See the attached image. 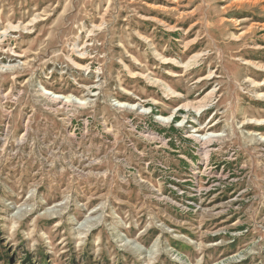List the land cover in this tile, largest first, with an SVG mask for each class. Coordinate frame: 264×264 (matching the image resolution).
<instances>
[{
  "label": "rangeland",
  "instance_id": "rangeland-1",
  "mask_svg": "<svg viewBox=\"0 0 264 264\" xmlns=\"http://www.w3.org/2000/svg\"><path fill=\"white\" fill-rule=\"evenodd\" d=\"M3 67L0 264H264V0H0Z\"/></svg>",
  "mask_w": 264,
  "mask_h": 264
},
{
  "label": "bare ground",
  "instance_id": "bare-ground-1",
  "mask_svg": "<svg viewBox=\"0 0 264 264\" xmlns=\"http://www.w3.org/2000/svg\"><path fill=\"white\" fill-rule=\"evenodd\" d=\"M25 27H27V26H25ZM169 31H171V30H169ZM2 34V33H1ZM81 51V50H80ZM83 55V53H78V58H80V59H84V57H80V56H82ZM75 56V57H76ZM165 61V63H170L171 61H169V60H164ZM188 63H190V62H187V63H185V64H183V65H181V67H187L188 66ZM246 63V62H245ZM247 64V63H246ZM76 65V64H75ZM13 66V65H12ZM14 66H16V65H14ZM82 65H76V67H78V68H81V70L82 69H85V67L84 66H82ZM4 68H7V67H3L2 69H0V72H3V69ZM168 74V73H167ZM147 75V74H146ZM174 76V75H173ZM210 76V75H209ZM148 79V78H147ZM206 79H207V77H206ZM150 81V80H149ZM152 83H154V84H157V83H159L158 81H151ZM251 82V81H250ZM255 84V83H254ZM164 85V84H163ZM257 85H260V84H257ZM161 88V87H160ZM164 88L166 89V91L167 92H169L170 94H174V92H172L171 90H169L168 88H167V86H164ZM43 94L47 97V98H49V100H51L52 102H54V103H59V104H61L62 106H64V105H67V106H69V105H74L75 104V106L77 105V106H79L80 105V103H82L81 101H78L77 99H75V98H73V97H71V96H62V95H56V94H54V95H52V94H50L49 92H43ZM174 97L175 96H178V94H174L173 95ZM207 97V96H206ZM256 97L257 98H259V99H263L264 98V95L263 94H260V93H258L257 95H256ZM207 100V99H206ZM204 101H198V102H196V103H184V104H182L181 106H179V107H177V109L175 110L174 109V114H172V115H175V114H177L178 112H179V110H184V111H187L188 109H191V110H193V111H195V112H197V113H200L201 112V110L203 109V105L202 104H204L203 103ZM118 104V103H117ZM195 104H197V105H195ZM119 105L120 106H124V105H122V104H120L119 103ZM127 106H129V105H127ZM208 106V105H207ZM130 108H135V107H137V105H133V104H131L130 106H129ZM206 108V107H205ZM183 111V112H184ZM179 114V113H178ZM186 117L187 116H184L183 118H182V121H181V125H186L187 123H188V126H187V128H190L191 127V125H190V123L191 124H194L192 121H190V120H188L187 119V121H186ZM172 118V116H170V117H167V118H159V122H161V123H163V124H168L169 123V120ZM189 121V122H188ZM184 123V124H183ZM261 124H264V119L263 120H261V121H259V123H257V125H261ZM174 125V124H173ZM215 125V123H212V124H209V126L207 127V129H209L210 127H212V126H214ZM182 126V127H183ZM201 129H202V127H201ZM200 129V130H201ZM199 129H194V131H191V133H189V134H186L185 133V135H183V138H185V139H189V140H192L194 143H196L197 145H198V149L197 150H200V153H196V156H197V163L196 164H191V168L189 169V172L187 173V174H185V179H183L184 180V182H189L191 185V188H188L187 190L189 191H191V192H193V194H191V195H189L188 196V198H190V200L188 199V200H185V201H190V206H198L199 204H200V207H203V205H206V204H209V202H211L212 200L210 199V198H212V197H209L210 195H211V192H213L214 190H211V188H212V181L208 184V185H206V186H204L205 184H207V182H208V180H206V181H204V182H200V180H201V178L203 177V178H210V177H215V175H217L218 176V178L219 179H221V178H224V177H226V175L225 174H221V173H218V174H216V173H214V168L213 167H211V165H210V158L213 156V153H214V150H213V146L215 147V145L216 144H218V143H220L221 142V140H223L222 138V136L223 135H221V134H219V133H208L207 135H205V136H202L201 134H200V132H198V131H200ZM193 132V133H192ZM192 134V135H191ZM262 141H264V139H262ZM261 141V142H262ZM185 161H187V162H189L187 159H184ZM201 170H200V169ZM189 186V187H190ZM186 187V186H185ZM195 191H197L198 192V194H201V195H194V193H195ZM187 192V191H186ZM186 194H188V193H186ZM186 194H185V192H184V195L186 196ZM209 194V195H208Z\"/></svg>",
  "mask_w": 264,
  "mask_h": 264
},
{
  "label": "built area",
  "instance_id": "built-area-1",
  "mask_svg": "<svg viewBox=\"0 0 264 264\" xmlns=\"http://www.w3.org/2000/svg\"><path fill=\"white\" fill-rule=\"evenodd\" d=\"M171 119H172V118H171ZM183 124H184V123H183ZM155 136H156L157 138L163 139L162 137H159V136L156 135V134H155ZM169 140H170V138H168V139L165 140V141L167 142V141H169ZM185 150H187V146H186L184 149H182V151H184V153H183L182 155L180 154V155H179V158H180V159H187L186 157H188V158H189V161H190L191 156H189L188 153L185 152ZM213 150L215 151L216 148L213 147ZM194 153H200V150H195ZM194 153H191V154H194ZM214 178H216V180H212V188H211V190H216V187H219V189H221V187L219 186V184H218V182H217V181H219L218 176L215 175ZM222 179L225 180L226 177L221 178L220 180H222ZM182 182H184V180H182ZM182 193L184 194V192H182ZM194 195H201V194H198V192L195 191ZM210 199L212 200V203H213V199H212V198H210ZM180 207H181V210L183 211V213L197 212V211H201V209H202V207H200V204H199L198 206H190V201H184V202H183V206H180Z\"/></svg>",
  "mask_w": 264,
  "mask_h": 264
}]
</instances>
